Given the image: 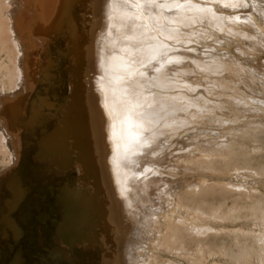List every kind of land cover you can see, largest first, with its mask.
<instances>
[{
  "label": "rangeland",
  "instance_id": "1",
  "mask_svg": "<svg viewBox=\"0 0 264 264\" xmlns=\"http://www.w3.org/2000/svg\"><path fill=\"white\" fill-rule=\"evenodd\" d=\"M26 1L0 0V180L22 167L26 188L23 200L10 205L8 179L4 183L10 222L0 231V264H264V0L164 4L167 15L154 19L162 35L153 34L138 72L150 77L152 68H170L180 124L161 132V163L141 179L156 185L126 214L110 205L107 226L105 208L100 215L92 203L95 197L116 201L111 190L94 187V160L84 166L92 155L85 151L86 128L73 126L86 114L77 118L85 109L75 91L98 77L90 61L101 53L97 35L114 10L151 0H63L52 20L44 18L52 0ZM171 16L189 23L173 31L180 23H170ZM194 55L210 58L209 69H197ZM150 87L154 95L166 90ZM41 137L44 155L68 169L43 168L36 158ZM59 190L64 209L55 198Z\"/></svg>",
  "mask_w": 264,
  "mask_h": 264
},
{
  "label": "bare ground",
  "instance_id": "2",
  "mask_svg": "<svg viewBox=\"0 0 264 264\" xmlns=\"http://www.w3.org/2000/svg\"><path fill=\"white\" fill-rule=\"evenodd\" d=\"M169 1L175 2L176 7H185V8H187L188 5L198 8L200 4L197 3V0H195L194 2H192L191 0H187L186 2H182V3L179 2V0H151L146 4H136V6L133 7L131 11H128L127 4H123L121 7H119L118 10H114V12L107 19L108 24L105 28V31L102 32V34L99 33L97 35L98 37L97 43L100 41L99 47L101 53H96L95 58L90 61V66H92L94 69L97 70L95 72L98 75V77H95L97 79H95L94 81L93 79L95 75L91 76L93 77L90 79L91 81L93 80L91 82L93 83L92 85L91 83L89 84L88 80L86 79L87 80L86 82L91 87H89V85H87L88 87H86L85 84L81 85L82 87L81 92H83V94L79 91V88L77 89L78 91L76 90L77 92L75 91V93L79 92L80 95L81 101L79 100V98H77L78 95L75 96L81 102L80 103L78 102V100H76L78 104L79 103L81 104V107L80 105L79 107L81 109L82 108L85 109V110L82 109L84 112L80 111L82 115H80V117L77 118H81V116H84V113L86 114L84 118H81L83 123L79 119L78 122H76L77 119L76 121H74L76 122L75 124H73V121L71 123L73 124V126L74 125L76 126V124L80 123V125H83L86 128L85 138L86 141H88V145L83 143L87 147H85L84 145L83 146L87 148L85 151L88 150L86 154L88 155V153L91 152L90 154L92 155V156L90 155L91 157H86V156L84 157V160L87 158L86 161L83 160L85 162L84 166L87 165L86 166L87 169L88 166L93 165V164L91 165L87 164L89 160L88 158H91L89 160V164L91 163V161L94 160L93 162L95 164V169L93 170L94 165L91 168H92V172L95 171L94 175L96 176L97 174L96 176L97 179L96 177L93 176V174L90 171H89L90 174H88L87 172L89 176L92 174L93 176L92 179L95 178L93 179V181L98 180L99 182V186H98L97 182L94 181V184L98 187L94 185L93 186L95 188H98L99 190L100 189L103 191L106 190L107 193H109V191L111 190L113 192L112 196L115 198L116 201L115 203H111V204L102 203L103 200L101 198L98 199L97 197H95V199L99 200L100 202L98 201L97 203H92L93 205H95L94 207L93 205H91L93 207L92 210L95 209L96 212L100 213V215H102L101 212L105 208V210L103 211L104 215H102V218L103 216L106 215L107 220L110 219L106 221V226L112 224V211L110 205L113 206L115 204L114 210H117L119 207H121V209L124 210L123 213L126 214V212L131 210V209L128 210L130 206L139 203L140 200L145 199L148 196L149 187L154 186L153 184L156 185V183H149L146 180L144 184H142L141 181L143 180L141 179L147 176L146 173L148 170L155 167L156 165L158 166L161 163L160 162L157 164L158 160L161 158V154L160 152H157L158 151L157 148L160 145H162V142H164L163 139L164 134L163 133L161 134V132H165L166 129L170 127H174V124H178V123L180 124V117H177L180 113L178 112L180 107H174L172 105V99L178 96V93L175 95H171L169 93L170 92L169 88L173 84L172 79H170L168 75V73L170 72V68H167L166 65L157 68H152L150 77H147L144 74V72L143 73L138 72L139 68L141 69L142 72L143 67L145 66V62L143 63L142 60L145 59V54L150 53L148 47H151L152 44L151 39L153 34L155 32H159L161 34L162 31L158 27L161 26V23L156 22L154 19H158L159 15H167L168 9L164 7V4ZM227 1H233V0H217L216 6L221 4L224 5L229 4ZM52 2L53 3L49 6L48 10L46 9L47 7L44 6V9L47 10V12L46 10L45 11L43 10L44 12H46L44 17L46 20H52L53 18L51 17V15L54 13L53 15L55 16L57 12L55 9L57 8V6H59L61 2L62 5L64 4L63 0H52ZM23 3L22 5L26 4ZM37 3H35L36 4L35 6H37ZM42 3H44L45 5L47 2H42ZM34 14H35L34 12L31 13V15ZM38 14L42 20L43 12L41 13L42 16H40V12H38ZM21 17L23 18V16ZM209 20L212 21L213 23L218 22L217 18L213 15L209 17ZM181 21L184 24L189 23L188 20H184L183 18ZM181 21L180 19L178 20L172 16L170 17V23L173 24L180 23L179 28L176 29L172 27L173 31L174 30L180 31L182 29ZM163 26L166 27V25L164 24ZM18 28L19 27L17 26V29ZM81 38L82 37H80L79 39ZM76 44H74V47L76 46ZM78 47L80 48L81 46ZM79 48L78 51L81 50V48L80 49ZM75 49L77 48L75 47ZM193 57L195 59L194 58L191 59V62L192 64L193 63L195 64L196 68L202 66L199 69L207 70V68L211 65V61L209 63L210 58H206L200 55H194ZM86 66L87 64L85 63V67ZM99 66L102 67L101 70H98ZM180 74H182L183 75L182 78H184V75H186L187 72L183 71ZM151 83L155 86L157 90H158L157 86L162 87L166 90H164L163 92H160L158 90L159 92L154 95L152 94L151 91V87H150ZM83 87H86L89 90L85 88L86 90L84 92ZM75 105H77V103ZM193 107H190L191 110ZM76 108L72 107L74 112ZM80 108L76 110L78 111V113L76 112L77 114H80L79 113V110H81ZM181 109H185V108H181ZM193 110L195 111V108ZM181 111L185 112L184 110ZM189 112L185 113V116L187 114H190ZM191 114L193 115L192 111ZM74 119L75 118L73 117L72 120ZM185 119L187 120L188 118ZM81 128L82 127H80L79 130L82 136V132L84 130L83 129L81 130ZM150 136H156L158 138H151ZM83 137H84V133H83ZM77 152H79V150ZM83 154L86 155L85 152ZM106 170H108V174ZM103 172L105 173V175ZM107 175L113 178L112 180L110 179L111 181L109 183L105 182ZM101 180H103V182ZM77 193L79 194V192ZM94 193L95 192H93V195H95ZM134 193L135 196L134 195L132 196V194ZM78 194L76 195V198L79 197ZM87 196L90 197V195L88 194ZM90 198L91 200H94L93 197ZM84 200L86 204V199ZM80 203H81V207H80ZM80 203L79 206L77 205V207H80L81 209L83 208L82 205L85 207L84 201H80ZM91 206L87 208H89L90 210ZM99 207L101 208L98 209ZM70 210L71 211H69V213L70 212L72 213L73 211L72 208ZM106 210H108L109 212L106 213ZM137 210L140 211L139 209ZM94 214L93 217L97 215ZM82 218L83 216L82 217L80 216V219L82 221L81 223L84 226L85 224H83ZM99 218L101 217H98L97 219ZM67 223L68 222H66V224ZM104 226L105 225H103V227ZM93 228L92 230H94ZM90 230L91 229L89 228V231L88 230L87 231L90 232ZM84 236L85 235H83V238ZM85 238L88 239L89 237L85 236Z\"/></svg>",
  "mask_w": 264,
  "mask_h": 264
},
{
  "label": "water",
  "instance_id": "3",
  "mask_svg": "<svg viewBox=\"0 0 264 264\" xmlns=\"http://www.w3.org/2000/svg\"><path fill=\"white\" fill-rule=\"evenodd\" d=\"M9 105V103H8ZM10 110V108H9ZM10 115V113H8ZM11 116V115H10ZM11 120L12 118L9 120L10 124H11ZM43 137V136H42ZM38 141V146H39V152L37 153L36 158L38 159V161H40L41 165L43 166L44 169L48 170H54L53 168L55 167L58 170H65L68 169L70 166L69 165H63L65 166V168L62 166V164L59 161H56L55 159L51 160L50 157H48L47 155H44V153L42 152V143H41V139ZM72 166V165H71ZM23 169L22 167H20V169H14L12 170L10 173H8L7 176V182L5 183L6 180L1 179L0 180V192L3 190V186L4 183L7 185L8 187V194H11V199H10V205H15L20 203L25 194H26V188H25V183L23 181ZM18 175V177H17ZM64 188V186L61 188V190ZM57 191L55 193V198L56 201L61 205L60 207L64 209L63 204L59 201L58 195L60 193V191ZM4 194V195H3ZM5 191L1 192L0 195V231L4 228H8L9 227V214H7V201L3 202L5 200L4 196H5ZM3 200V201H2ZM66 215V214H65ZM64 215V216H65ZM13 224V223H12ZM11 226V223H10ZM6 231H3L2 233H5ZM17 260H13L11 264H16Z\"/></svg>",
  "mask_w": 264,
  "mask_h": 264
}]
</instances>
